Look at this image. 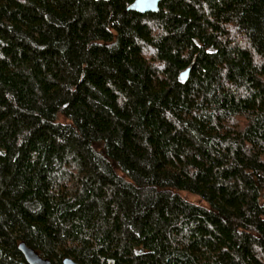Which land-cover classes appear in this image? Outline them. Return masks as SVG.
Segmentation results:
<instances>
[{
    "label": "trees",
    "instance_id": "1",
    "mask_svg": "<svg viewBox=\"0 0 264 264\" xmlns=\"http://www.w3.org/2000/svg\"><path fill=\"white\" fill-rule=\"evenodd\" d=\"M133 1L0 0V264H264V0Z\"/></svg>",
    "mask_w": 264,
    "mask_h": 264
},
{
    "label": "water",
    "instance_id": "2",
    "mask_svg": "<svg viewBox=\"0 0 264 264\" xmlns=\"http://www.w3.org/2000/svg\"><path fill=\"white\" fill-rule=\"evenodd\" d=\"M109 1V0H107ZM163 0H134L127 8L128 11H137L139 13L158 12L160 3ZM189 69L181 73V78L186 79L189 75ZM19 249L24 255L28 264H51V261L44 258L34 248L28 246L25 242L19 244ZM63 264H80L73 258H66Z\"/></svg>",
    "mask_w": 264,
    "mask_h": 264
},
{
    "label": "rangeland",
    "instance_id": "3",
    "mask_svg": "<svg viewBox=\"0 0 264 264\" xmlns=\"http://www.w3.org/2000/svg\"><path fill=\"white\" fill-rule=\"evenodd\" d=\"M193 199H194L195 201H198V200H200V198H199V197H193Z\"/></svg>",
    "mask_w": 264,
    "mask_h": 264
}]
</instances>
